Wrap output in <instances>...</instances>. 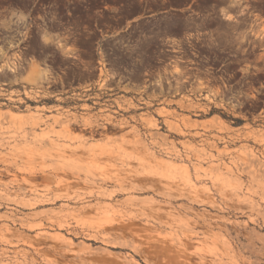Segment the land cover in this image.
Returning <instances> with one entry per match:
<instances>
[{
	"label": "rangeland",
	"instance_id": "374dc122",
	"mask_svg": "<svg viewBox=\"0 0 264 264\" xmlns=\"http://www.w3.org/2000/svg\"><path fill=\"white\" fill-rule=\"evenodd\" d=\"M177 10L230 16L264 81V0H0L8 30L45 16L47 64L70 67L11 75L1 51L0 264H264V88L138 75L164 55L142 23Z\"/></svg>",
	"mask_w": 264,
	"mask_h": 264
},
{
	"label": "flooded vegetation",
	"instance_id": "af4514ba",
	"mask_svg": "<svg viewBox=\"0 0 264 264\" xmlns=\"http://www.w3.org/2000/svg\"><path fill=\"white\" fill-rule=\"evenodd\" d=\"M177 11L178 14L146 20L142 23L154 31V35H152L154 37L153 47L164 48V50H160L164 55L155 56V70L149 71V73L138 72L139 77L148 76L145 81H149L152 73L156 71L164 72L165 70L172 71L177 67L184 74V81L188 85L195 82H204L206 86L218 89L225 97L229 95L232 97L244 85H246V88L253 90L264 88V81L255 80L254 62L257 56L254 50L246 48L239 52L238 31L232 23L229 25L226 23L229 20L228 17H225L222 12L186 13L182 10ZM245 15L244 24L247 27L253 26L254 14L246 12ZM0 16L6 17V15L1 14ZM146 17L150 18L152 16ZM165 17L167 23L164 21ZM2 22L3 20H0V23ZM131 22L133 23V30L129 31L128 36L137 35L140 31L138 27L141 24L136 23L135 20ZM25 25L27 31H24L23 34L17 31L16 28L8 30L0 27V55L1 51L8 48L7 52H10V56L18 57L26 69H29L32 61L38 59L42 65L41 69L47 66L52 68L58 77L63 78L62 75L66 76L70 67L61 64H55L54 66L47 64L48 61L52 62V59L57 56L47 53V43L45 41L47 22L45 16H30ZM127 30L128 28L120 32L124 34ZM97 31L100 32L101 30L97 29ZM166 31L171 32L174 37L160 36ZM246 32L250 34L248 30ZM90 34L93 35L94 30L90 31ZM52 35L55 37V44H57L63 38L77 42L80 33L76 29H72L69 34L64 35V32L58 30ZM90 38L93 39V36ZM135 41L138 42L139 40L135 39ZM118 43L121 45L123 41H118ZM70 58L77 59L71 56ZM70 65L76 67L78 63L71 61ZM243 67L250 69L248 80L245 82L242 81ZM95 70L98 71L100 68L94 65L88 66L87 73L93 76ZM74 77V75L71 76L72 82ZM127 78L121 76L117 82H123Z\"/></svg>",
	"mask_w": 264,
	"mask_h": 264
},
{
	"label": "built area",
	"instance_id": "2783aa9c",
	"mask_svg": "<svg viewBox=\"0 0 264 264\" xmlns=\"http://www.w3.org/2000/svg\"><path fill=\"white\" fill-rule=\"evenodd\" d=\"M249 31V33L251 34V36H253V32H252V26L246 28V31ZM15 59V62L13 61L14 64H11L12 68H9V73L11 75H18V74H21V73H26L28 69L24 68L23 65H22V61L18 58H14ZM12 63V62H11ZM4 71L0 69V75L3 73ZM6 84V83H5Z\"/></svg>",
	"mask_w": 264,
	"mask_h": 264
},
{
	"label": "bare ground",
	"instance_id": "6f19581e",
	"mask_svg": "<svg viewBox=\"0 0 264 264\" xmlns=\"http://www.w3.org/2000/svg\"><path fill=\"white\" fill-rule=\"evenodd\" d=\"M228 18L231 19L230 16H229ZM263 29H264V28H263ZM263 29H262V30H263ZM178 71H179V70H178V68L176 67V68H175V72H178Z\"/></svg>",
	"mask_w": 264,
	"mask_h": 264
}]
</instances>
